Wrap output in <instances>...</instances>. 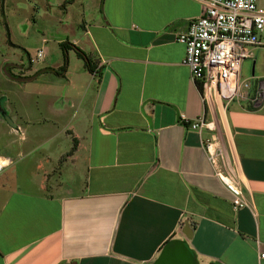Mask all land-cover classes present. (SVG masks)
Segmentation results:
<instances>
[{
    "label": "crops",
    "instance_id": "crops-1",
    "mask_svg": "<svg viewBox=\"0 0 264 264\" xmlns=\"http://www.w3.org/2000/svg\"><path fill=\"white\" fill-rule=\"evenodd\" d=\"M29 3L31 26L57 18L28 34V64L9 56L20 68L0 95L12 122L0 112L1 132L14 138L0 135L14 154L0 155L13 159L0 173V264H155L173 241L197 264H264V106L207 103L191 80L176 37L200 17L201 0ZM51 40L79 47L95 73L69 50L61 72ZM212 134L242 207L204 148Z\"/></svg>",
    "mask_w": 264,
    "mask_h": 264
},
{
    "label": "built area",
    "instance_id": "built-area-1",
    "mask_svg": "<svg viewBox=\"0 0 264 264\" xmlns=\"http://www.w3.org/2000/svg\"><path fill=\"white\" fill-rule=\"evenodd\" d=\"M201 4L200 17L190 22L176 40L185 46L183 64L188 67L191 80L199 84L203 100L209 103L215 96L226 105L234 100H249L254 107H263L264 78H256L252 86L250 80L255 77L242 79L240 72L244 60L253 59L256 50L264 49V9L257 6V0H201ZM41 54L39 51L38 56ZM182 119L198 132L204 127L215 131L214 124L203 119L191 123ZM216 144L212 134L205 140L204 148L232 194L234 207H242L245 203L235 170L226 152ZM11 164L10 158L0 156V173ZM223 177L230 182L226 183ZM260 258L264 259V254Z\"/></svg>",
    "mask_w": 264,
    "mask_h": 264
},
{
    "label": "rangeland",
    "instance_id": "rangeland-1",
    "mask_svg": "<svg viewBox=\"0 0 264 264\" xmlns=\"http://www.w3.org/2000/svg\"><path fill=\"white\" fill-rule=\"evenodd\" d=\"M31 1L34 2L35 7H37V5L39 6V4L37 3V1L39 0H31ZM32 8L33 6L29 3V0H0V63H2L3 57L9 61V63L2 64V67H3L2 73L0 72V95L2 94L5 96V93L9 89L8 88L9 84L7 83L8 82L7 80L12 79L13 77L10 76L11 73L18 72L17 68L18 69L20 68V67L11 65V63H14L13 60L9 58L12 52H14L16 56H23V61L26 64H28L27 54L24 52L25 51L24 47L27 46L25 42H26V38L28 37V34H30L33 31H38V29L40 28H43L42 24L44 22L48 23V25L56 24L57 16L54 13L52 16L47 17L44 22H43V17H41V22L37 20V23L31 26V23L29 20L30 15L31 13L35 15ZM35 10L37 14L40 13L38 9L35 8ZM59 34H60V31H57V32H52L51 35L59 36ZM48 45L52 46L51 50L49 51H51L54 57H57V55L59 56L62 55V48L58 46L56 47V45H54L53 40H51ZM31 47L32 48L29 50L28 53L31 54V56H34L35 53L37 55L38 50L36 51V47L33 45ZM69 51L72 52L73 57L77 56V54L75 53L73 49H69ZM6 52H10L8 57L5 55ZM43 53L47 54L45 49H43ZM67 55L68 54H66V57ZM15 59L16 58H14V60ZM17 62L18 61L16 60V63ZM253 63H254V66H253ZM253 67H254L255 79H251L252 77L251 73H252ZM240 75L242 79H251L250 82L252 86H255L257 82L256 78L260 75H264V49L256 50L254 52L253 59L244 60L242 62ZM2 101H6V100L3 99ZM2 104H4V106L7 105L5 104V102ZM4 127H5L4 125L3 126L0 125V135L2 133L1 136L6 137V140L14 139L13 137H9L5 135L3 132H1V128L4 129ZM4 140L5 139L1 140L0 138V155L12 157V155H14L13 151L5 147V145L3 144ZM219 147L223 149V152H226V147H223L222 144ZM10 159L12 160V163H13V159L12 158ZM219 162H220L219 164H221L220 160ZM224 178L227 179L226 177Z\"/></svg>",
    "mask_w": 264,
    "mask_h": 264
},
{
    "label": "water",
    "instance_id": "water-1",
    "mask_svg": "<svg viewBox=\"0 0 264 264\" xmlns=\"http://www.w3.org/2000/svg\"><path fill=\"white\" fill-rule=\"evenodd\" d=\"M28 58V56H27ZM29 60V58H28ZM254 66V63H253ZM252 76L254 75V70L252 68ZM2 116L5 121L12 126V122L6 116L5 112L0 109ZM185 228L183 229V233L185 236L190 239L192 234V228L188 223L184 224ZM155 264H197L194 254L184 243H180L177 241L170 242L167 244L162 250L159 258L155 262Z\"/></svg>",
    "mask_w": 264,
    "mask_h": 264
},
{
    "label": "trees",
    "instance_id": "trees-1",
    "mask_svg": "<svg viewBox=\"0 0 264 264\" xmlns=\"http://www.w3.org/2000/svg\"><path fill=\"white\" fill-rule=\"evenodd\" d=\"M69 46V48H68ZM60 47L62 48V51L64 53V61H63V66L61 68V72H64L67 65H68V61H67V57H66V51L69 49H73L75 51V53L77 54V56L83 60L85 67L87 68L88 72L90 73H95V69L94 66L92 64V61L90 60V58L87 56V54L82 51L79 47L69 44V43H63L60 45ZM11 77H14L13 75H10Z\"/></svg>",
    "mask_w": 264,
    "mask_h": 264
},
{
    "label": "bare ground",
    "instance_id": "bare-ground-1",
    "mask_svg": "<svg viewBox=\"0 0 264 264\" xmlns=\"http://www.w3.org/2000/svg\"><path fill=\"white\" fill-rule=\"evenodd\" d=\"M223 180H224L226 183H229V182H230L229 180L225 179L224 177H223Z\"/></svg>",
    "mask_w": 264,
    "mask_h": 264
}]
</instances>
